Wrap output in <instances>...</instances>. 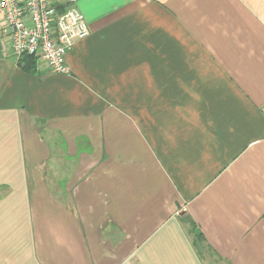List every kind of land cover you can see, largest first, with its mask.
Instances as JSON below:
<instances>
[{"label":"crops","instance_id":"crops-1","mask_svg":"<svg viewBox=\"0 0 264 264\" xmlns=\"http://www.w3.org/2000/svg\"><path fill=\"white\" fill-rule=\"evenodd\" d=\"M66 74L0 33V264H264V0H80Z\"/></svg>","mask_w":264,"mask_h":264},{"label":"built area","instance_id":"built-area-1","mask_svg":"<svg viewBox=\"0 0 264 264\" xmlns=\"http://www.w3.org/2000/svg\"><path fill=\"white\" fill-rule=\"evenodd\" d=\"M80 0H0V33L9 53L22 62L33 57L55 73L66 74V57L89 36Z\"/></svg>","mask_w":264,"mask_h":264},{"label":"trees","instance_id":"trees-1","mask_svg":"<svg viewBox=\"0 0 264 264\" xmlns=\"http://www.w3.org/2000/svg\"><path fill=\"white\" fill-rule=\"evenodd\" d=\"M25 62V67L29 68L31 66H34L35 64H37V61L35 58L33 57H29V58H25L24 59Z\"/></svg>","mask_w":264,"mask_h":264}]
</instances>
